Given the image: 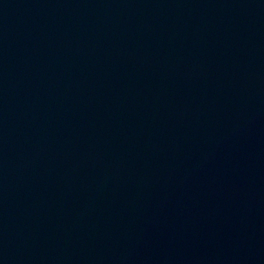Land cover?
<instances>
[{
  "label": "water",
  "instance_id": "obj_1",
  "mask_svg": "<svg viewBox=\"0 0 264 264\" xmlns=\"http://www.w3.org/2000/svg\"><path fill=\"white\" fill-rule=\"evenodd\" d=\"M0 264H264V0H0Z\"/></svg>",
  "mask_w": 264,
  "mask_h": 264
}]
</instances>
